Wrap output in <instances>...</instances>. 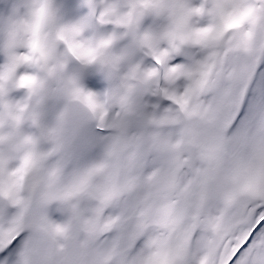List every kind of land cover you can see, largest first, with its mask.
I'll return each mask as SVG.
<instances>
[{
	"label": "snow or ice",
	"instance_id": "1",
	"mask_svg": "<svg viewBox=\"0 0 264 264\" xmlns=\"http://www.w3.org/2000/svg\"><path fill=\"white\" fill-rule=\"evenodd\" d=\"M0 264H264V0H0Z\"/></svg>",
	"mask_w": 264,
	"mask_h": 264
}]
</instances>
